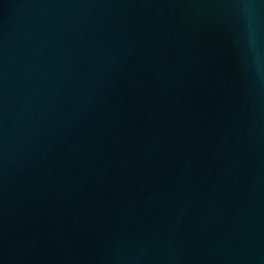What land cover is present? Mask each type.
<instances>
[{
  "label": "water",
  "instance_id": "1",
  "mask_svg": "<svg viewBox=\"0 0 264 264\" xmlns=\"http://www.w3.org/2000/svg\"><path fill=\"white\" fill-rule=\"evenodd\" d=\"M0 264H264V0H0Z\"/></svg>",
  "mask_w": 264,
  "mask_h": 264
}]
</instances>
